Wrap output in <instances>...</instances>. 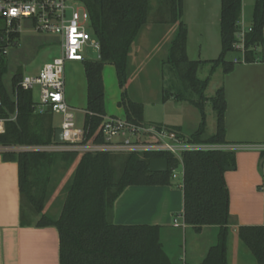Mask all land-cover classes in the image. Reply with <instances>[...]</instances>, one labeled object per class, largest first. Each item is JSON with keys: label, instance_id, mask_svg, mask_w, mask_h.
Here are the masks:
<instances>
[{"label": "trees", "instance_id": "obj_1", "mask_svg": "<svg viewBox=\"0 0 264 264\" xmlns=\"http://www.w3.org/2000/svg\"><path fill=\"white\" fill-rule=\"evenodd\" d=\"M153 10L151 0H85L89 14L90 32L99 41V58L84 59L81 64L86 80V106L83 127L88 139L99 134L104 117L105 93L102 72L104 66L114 67L121 90L118 107L124 118L136 125L146 123L143 104L129 97L127 85L129 54L142 28L147 23L174 24L176 29L167 47L164 64L173 77L172 89L166 91L162 101L172 97L177 102H188L200 112L196 130L185 134L180 127L166 126L180 137L194 143L225 144L224 90L219 86L210 98L215 114V131L206 134L205 89L210 76L220 68L229 73L236 62H254L260 59L263 42L264 0H254L252 24L239 42L238 22L241 0H220L219 55L209 60H191L187 55L188 29L183 21L182 0H158ZM155 14V16L152 14ZM239 52L240 58L228 55ZM209 65V76L200 78L198 69ZM8 72L7 62L0 55V155L3 161L18 165L20 192V224L31 225L38 216L37 226H54L59 236V264H174L163 251L159 225H118L112 221L113 204L122 191L131 185H171L172 171L182 164L183 211L186 225L200 231L203 226L217 227L216 243L210 246L202 264H227L226 242L231 224L229 194L224 180L225 166L234 165V152L224 150L184 151L179 160L169 153L106 152L62 153L42 151H16L21 145H47L54 143L56 125L50 110L40 112L35 107L32 91L24 90L19 82L23 76L18 69L10 78L9 88L3 81ZM1 129V124H0ZM8 148V149H6ZM263 154V153H261ZM59 156V158H58ZM168 161L166 172H148L151 158ZM77 159L73 178L60 212L49 216L44 212L48 196L50 167L58 160L70 163ZM48 169V171H47ZM238 237L249 249L258 264H264V226H239Z\"/></svg>", "mask_w": 264, "mask_h": 264}, {"label": "crops", "instance_id": "obj_2", "mask_svg": "<svg viewBox=\"0 0 264 264\" xmlns=\"http://www.w3.org/2000/svg\"><path fill=\"white\" fill-rule=\"evenodd\" d=\"M241 1L238 35L247 32L250 28L254 6V0ZM211 14L210 17H213L211 24L203 29L206 33H219L220 4L218 5L217 1ZM150 25L154 23H147L143 28ZM166 25L175 32L176 25ZM174 32L165 37L166 53ZM152 34L150 33L147 39L149 51L151 50L149 39ZM262 35L260 59L254 62H236L233 69L226 74H223L220 68L215 71L220 72L219 86L223 87L226 101L224 138L228 145L238 147L234 152V165L223 174L229 194L228 208L232 220L228 227L226 242L227 264H258L249 249L239 239L238 227L264 226V171L261 169L264 153L261 154L255 148L256 145L264 144V26ZM142 36L144 42L145 33ZM135 42L129 57L134 54V47L140 46ZM204 45L203 52H198L199 59H214L215 56H211L210 53L212 55L220 53L221 44L219 48L214 35L210 43L206 42ZM236 46H241L240 38ZM188 47L187 37L186 50L189 57ZM240 57L234 56L232 59ZM65 99L67 101L66 95ZM177 106H180L179 103ZM120 110L122 114L117 117H124L122 108ZM144 110L143 105V118ZM106 115L116 116L107 112ZM144 122L177 126L185 132L182 126L170 124L164 120L150 122L144 119ZM181 182L177 184L172 182L171 185L126 187L114 201L112 221L118 225H159L161 226L160 242L171 262L202 264L208 249L216 243L218 230L215 226H203L200 231H196L184 223L181 215L183 211ZM174 221H177L179 225L175 226ZM187 236L189 247L186 245ZM0 264H59L57 229L49 225L37 226L35 223L26 226L20 224L18 165L13 161H3L1 155Z\"/></svg>", "mask_w": 264, "mask_h": 264}, {"label": "rangeland", "instance_id": "obj_3", "mask_svg": "<svg viewBox=\"0 0 264 264\" xmlns=\"http://www.w3.org/2000/svg\"><path fill=\"white\" fill-rule=\"evenodd\" d=\"M220 4V0H182L183 21L188 28V50L189 59H199L198 52H203L207 42L210 43L212 35L220 44L219 33H206V26L210 25V17L215 3ZM153 10L159 5L158 0H151ZM219 8V7H218ZM219 12V11H218ZM155 16L154 12L152 16ZM175 28V27H174ZM90 32V27L87 28ZM174 32L166 24H154L143 28L140 32L134 47V54L129 57V75L127 90L129 97L144 105V119L150 122L166 121L170 124L182 126L185 134H190L197 129L201 117L199 110L188 102H177L172 97L163 103L162 98L166 91L172 89L173 77L169 71L168 65L164 64L166 54V36ZM143 33L145 39L143 42ZM149 39L150 51L147 39ZM141 39V40H140ZM16 45L10 46L2 58L7 62L8 72L3 76L6 87L9 88L11 76L19 69L23 76L33 75L47 62L61 55V45L57 37L45 33H21L13 37ZM143 42V43H142ZM167 44V43H166ZM208 47V45H207ZM220 48V45H219ZM149 51V52H148ZM146 52L147 55H146ZM216 58L219 53H215ZM90 59H97L95 52H86ZM234 56H240L239 52H233L228 55L229 59ZM209 65H204L198 69V76L205 78L209 76ZM103 84L105 85V106L106 112L110 115L120 116L122 114L117 102L120 99L121 90L117 84L115 69L112 65L104 66ZM220 72H214L205 89V96L208 98L204 102V111L206 114L205 133L211 134L215 130V114L211 107L210 98L214 95L219 86ZM32 99L38 102V89L33 88ZM65 95L69 105L72 107L74 122L76 126L81 127L84 120V109L86 104V80L81 62L73 61L65 64ZM179 103V107L177 106ZM53 122L57 127L61 126V116L53 115ZM59 158V156H58ZM77 159L68 163L58 160L49 169V187L48 196L44 204V212L49 216H57L65 198L67 188L73 178ZM48 171V169H47ZM175 178L173 183L182 181V164L179 163L174 169ZM39 219L38 216L32 217V223ZM186 241L188 246L189 237ZM185 245V246H186ZM186 246V248H187ZM189 247V246H188ZM188 249V248H187ZM184 250V246H183ZM182 250V251H183ZM183 256V255H182Z\"/></svg>", "mask_w": 264, "mask_h": 264}, {"label": "built area", "instance_id": "obj_4", "mask_svg": "<svg viewBox=\"0 0 264 264\" xmlns=\"http://www.w3.org/2000/svg\"><path fill=\"white\" fill-rule=\"evenodd\" d=\"M90 26L85 0H0V55L6 54L10 46L16 45L13 37L21 33H45L59 39L61 55L45 63L33 75L22 76L19 85L24 90L38 89V111L50 110L61 116L62 141L47 145H21L16 151H42L62 153H169L181 159L184 151L224 150L232 151L236 146L225 144L194 143L182 138L165 125H136L124 117H104L99 134L100 141L88 139V129L76 126L72 108L65 99V64L90 59L86 52H95L99 58V41L87 31ZM248 28L247 31H249ZM244 32L239 34L243 49ZM2 103L0 94V105ZM4 131V122L0 120ZM255 148L264 153V144ZM8 149V148H6ZM264 171V163L261 165ZM183 174V172H182ZM172 178L175 174L172 171ZM178 226V222L174 221Z\"/></svg>", "mask_w": 264, "mask_h": 264}, {"label": "water", "instance_id": "obj_5", "mask_svg": "<svg viewBox=\"0 0 264 264\" xmlns=\"http://www.w3.org/2000/svg\"><path fill=\"white\" fill-rule=\"evenodd\" d=\"M54 141L61 142L62 141V129L61 127H56L54 131ZM230 168L229 165L225 166V170ZM168 170V161L166 158L155 157L151 158L147 165L148 172H166Z\"/></svg>", "mask_w": 264, "mask_h": 264}]
</instances>
